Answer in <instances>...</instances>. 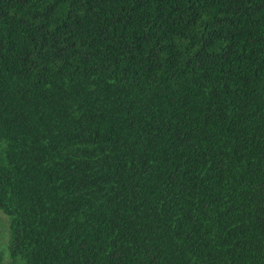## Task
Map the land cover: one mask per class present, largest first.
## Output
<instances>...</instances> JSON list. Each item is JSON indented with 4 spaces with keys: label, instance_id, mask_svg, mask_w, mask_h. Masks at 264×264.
<instances>
[{
    "label": "trees",
    "instance_id": "16d2710c",
    "mask_svg": "<svg viewBox=\"0 0 264 264\" xmlns=\"http://www.w3.org/2000/svg\"><path fill=\"white\" fill-rule=\"evenodd\" d=\"M0 211L6 264H264V0H0Z\"/></svg>",
    "mask_w": 264,
    "mask_h": 264
},
{
    "label": "rangeland",
    "instance_id": "374dc122",
    "mask_svg": "<svg viewBox=\"0 0 264 264\" xmlns=\"http://www.w3.org/2000/svg\"><path fill=\"white\" fill-rule=\"evenodd\" d=\"M7 236H8L7 216L0 211V254H1L0 264H6V261L8 259L7 249H6Z\"/></svg>",
    "mask_w": 264,
    "mask_h": 264
}]
</instances>
